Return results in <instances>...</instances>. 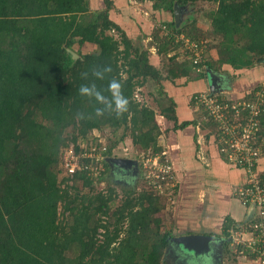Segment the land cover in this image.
Masks as SVG:
<instances>
[{"label": "trees", "instance_id": "trees-1", "mask_svg": "<svg viewBox=\"0 0 264 264\" xmlns=\"http://www.w3.org/2000/svg\"><path fill=\"white\" fill-rule=\"evenodd\" d=\"M103 1L104 8L91 10L89 0H0V264H161L170 238L176 236L173 229L162 230L167 197L148 179L122 194L113 186L104 193L95 187L89 170H78L71 177L62 166L70 143L78 147L92 141L106 157L98 180L104 178L110 170L107 159L119 157L114 152L116 143L128 130L135 146L171 163L159 142L161 128L155 109L136 96L149 79L168 97L169 104L161 113L174 122V129L196 122H179L177 102L162 83L168 76L154 64L148 47L134 42L128 24L114 18L116 0ZM139 1L152 2L151 12L165 11L173 16L175 3L181 7L198 2L215 5L205 12L211 21L210 31H193L188 24L177 26L174 17L161 19L154 30L162 34L166 26L170 31L161 35L163 38L155 37L159 54H167V46L178 45L174 34L205 42L208 48L213 47L210 39H218L219 58H205L206 68L196 78L224 65L235 71L264 61V0ZM242 41L244 45H240ZM91 45L93 49L84 52ZM105 65H110L112 72L104 80L91 75L88 80L81 78L82 72ZM186 65L177 73L172 69L173 75L193 78L194 67ZM113 77L123 84L129 111L119 118L115 113L97 118L96 102L82 97L78 89L92 82L107 89ZM261 85L233 98L250 97ZM104 94L109 95L107 91ZM78 112L91 118L80 120ZM205 115L202 129H209L211 135L216 124L206 111ZM105 128L112 133L122 129L123 133L120 139L109 138L108 144L91 136L93 130ZM260 134L264 137V111ZM255 169L264 185L262 159ZM157 181L165 183L161 178ZM248 218L239 221L227 215L217 235L227 238L234 224L246 225ZM243 254L251 259L257 256L250 250Z\"/></svg>", "mask_w": 264, "mask_h": 264}, {"label": "built area", "instance_id": "built-area-1", "mask_svg": "<svg viewBox=\"0 0 264 264\" xmlns=\"http://www.w3.org/2000/svg\"><path fill=\"white\" fill-rule=\"evenodd\" d=\"M162 28L167 34L170 32L166 26ZM181 35L174 34L175 41L182 40V45L192 53L191 58L197 70L203 71L207 44H199ZM194 99L216 124V132L214 129L215 133L212 134L219 153L228 163L242 168L246 174L245 181L236 186L234 194L247 208V213L251 207L253 210L246 220V225L234 224L229 229L230 245L234 248L233 251L241 254L247 250L256 253L257 256L253 260L264 264V185L260 183L255 169L264 153V137L260 134L261 115L264 111V84L252 91L250 97L234 99L225 93H211L210 90H205L197 91ZM99 141L102 142L101 139ZM104 148L103 146L102 149ZM84 159H91V162L87 163ZM104 159L106 157L102 150L92 141L88 145L79 143L78 147L75 143H70L63 154L62 166L65 173L71 177L78 170H89V174L99 177L105 169ZM137 160L142 163L149 183H154V188L159 194H166V186L175 190L178 181L175 182L177 175L172 163L161 162L158 155L149 158L145 153ZM156 169L159 171L157 174ZM158 178L165 180V183L158 182ZM170 203H173V199Z\"/></svg>", "mask_w": 264, "mask_h": 264}, {"label": "crops", "instance_id": "crops-1", "mask_svg": "<svg viewBox=\"0 0 264 264\" xmlns=\"http://www.w3.org/2000/svg\"><path fill=\"white\" fill-rule=\"evenodd\" d=\"M210 55L212 56L211 53ZM153 58L156 59L155 56ZM232 69L229 65L212 69L220 75V80L223 81L222 87L231 88L232 84H229L228 79H235L234 88L238 90L229 93L231 97H240L244 94V90L258 83H264V65L235 71ZM183 78H186L184 85L175 89L178 98L170 94L177 102L176 111L179 122L193 119L196 122L185 128L174 129V122L170 121L171 134L164 138L167 141L165 153L170 157L180 180L177 183L176 201L174 200L173 204H167L165 209L168 213H172V220L176 219L174 228H178L177 231H179L174 234L176 237L191 233L219 236L217 234L220 233L223 220L227 215L235 220H243L248 216L246 207L239 203L234 194L236 186L243 183L246 176L243 170L233 168L224 161L225 158L219 153L213 134L209 135L207 132L209 129L207 131L202 129V121L197 117L196 108L191 102L192 94L195 91L207 90L210 86L193 89L189 86L191 80L186 75H183ZM165 90L169 93L167 88ZM223 260L227 264L228 261L225 258ZM237 260V264H256L245 257L237 258Z\"/></svg>", "mask_w": 264, "mask_h": 264}, {"label": "rangeland", "instance_id": "rangeland-1", "mask_svg": "<svg viewBox=\"0 0 264 264\" xmlns=\"http://www.w3.org/2000/svg\"><path fill=\"white\" fill-rule=\"evenodd\" d=\"M89 1H90L91 10H98V8L102 9L105 7V3L103 0H89ZM151 6H152V2H148V1L116 0L115 1V11L116 12L114 14V18L117 19L118 21L125 22V24H128V32H129L130 36L133 37L134 42L143 48L148 47L150 53H152L156 57V59L154 58V61H153L154 64L156 66H158L161 69V71L163 72V74L168 76V78H169V79L167 78V79L162 80V83L164 85V90H165V88H167L169 90V95L174 94L176 99L178 98V94L175 93V89H177L179 86H183L184 81H186L185 80L186 78L184 79L183 75H181V74H180V76H174L172 69L174 70V72L177 73V71L178 72L182 71L185 64H187L186 67H191V66L194 67V70L192 72L193 79H189V80H191V83H189L190 88L198 89L200 87L204 88L207 86H211V78L209 75H207L205 77H198V78L195 77V75H197L199 72H202V71H198L197 66H194L195 64L191 58L192 53L186 47H184L182 45L181 39H180V42H176L178 45L167 46V47H170V50H168L169 52L167 54L166 53H164V54L158 53V48H157L158 46L156 45L155 37H156V35H159V36L164 35L167 32L162 31V34H160V32L157 31L158 34H156V32H154V30L155 31L157 30V27L159 26L161 19H172L174 16L172 15V13L165 12V11L159 12L158 10H156L154 12H151V10H150ZM214 7H215L214 4L208 3V2H198L195 4L188 3L186 6L180 7V11H181L180 25L188 24L189 26H192L191 28H193V31H196L197 29L198 30L200 29L201 32L203 31L204 33L206 31H210L211 30L210 29L211 28V21H210V19H208L205 16L206 15L205 12H207L208 10L210 11ZM194 20L197 21V22H194L195 24L192 23ZM193 31H191V32H193ZM114 33H116V32H113V34ZM178 35H181V34H178ZM181 36H184V34ZM215 39H216V37L213 40H211V39L209 40L210 42H212L213 47L208 48V46H207V48H206L207 51L205 52V55H204L205 58L209 61L212 59H218L219 58L218 51L220 50L221 46L219 48L217 47L218 39H216V40ZM214 41H216L215 42L216 44L214 43ZM244 43H245V41H242V43H240V45H244ZM94 47H95V45H94ZM92 49L93 48L91 45V46L87 47L86 49H84L85 50L84 52H89ZM206 53H207V55H206ZM210 53L212 54V56L210 55ZM216 64H218V63H216ZM263 65H264V63H262V65L257 64L254 67H256V66L263 67ZM204 67L206 68L205 64H204ZM204 70L205 69H203V71ZM223 73L225 74L224 71H223ZM228 80H229V84H232V87L229 88V86H227V83H226L227 87H221L220 90L218 92H215V93H225L226 96H229V93H232L235 90H238L237 88H234V82H235L234 80L235 79L230 78ZM263 84L264 83H262V85ZM180 89L182 90L183 88L181 87ZM207 90H210V87ZM202 91H205V90H202ZM137 99L140 100L141 102H145L150 107L155 109L156 119L158 120V123H159L160 128H161V135L159 136V142L161 145H163V147H165L167 141H165L164 138H166V136H168V134L169 135L171 134L170 131H171L172 127L169 126L170 121L162 115L161 108L165 107L166 105L169 104L168 97L166 96V94H160L159 84L156 81H154L153 79H149L147 81V83L144 84V86H141L137 89ZM191 102H192V97H191ZM193 105L196 108L197 117L200 119V121L204 120L206 117L205 110L202 109L200 106H198L196 103H194ZM71 131H72V128H69L67 130V133L69 134ZM122 133H123L122 129L118 130L116 133H112V130L110 128H105L102 131L99 129L93 130L91 136L94 135L96 138H99V140L101 139L102 142L105 141L108 144L110 142V139L111 140L120 139ZM114 152H115V154H118L119 157L123 156L124 158L131 157V158L138 159L141 156V154H144V153L147 156H149V158H152V155L149 152H147L145 149L142 150V149H140L139 146H135L133 144L132 138L130 135V130H128V132L125 133L124 139H122L116 143V148H115ZM263 156H264V153H263ZM263 156L261 158L262 162H264ZM151 160H153V159H151ZM138 161H140V160H138ZM224 161L226 162V160H224ZM146 163L148 164L147 160H146ZM155 163H157V162L155 161ZM141 164L142 163L139 162V166H141V168H142L140 170L139 177L133 176L134 181H131L130 178H127V177L124 178V179L128 180L129 182H131L130 184L124 186L123 183L119 181V179L121 178L120 174H116V176H111L110 170H108L106 176L104 178H101L100 180H98L99 177L93 176V180H95V182H94L95 187L97 188V190H103L104 193H107L109 186H113L118 190V192L120 194H122L123 191H125V190L134 189L135 187H138V186L141 187L142 183H144V181L147 179L146 171L144 170L143 165H141ZM228 164L230 166H232L233 168L238 169V167L236 165H233L230 163H228ZM115 166L116 165L113 164V166L111 167L113 169V171L115 170L114 169ZM155 172L157 174L159 172L158 169H156ZM121 179H123V178H121ZM179 180H180L179 177L175 178V182H177ZM241 184H238L237 186H240ZM164 192L166 194H162V195H165L167 197V203L168 204H171L170 202H172V199H173V202H174V200L176 201V196L174 195L176 193L175 190H173L169 186H166L164 189ZM238 200H239V203H241L244 206V204L242 203V201L239 198H238ZM61 209L62 208L60 207L59 210L62 213ZM167 213H168V210L165 209L164 212L161 214L165 218L164 223H162V230L164 231V230H167L170 228V229H173V231H175V232H173L175 234L176 232H179V231H177L178 228L177 229L174 228V226L176 225V219H175V221L172 220L173 219L172 216L167 215ZM175 217H176V215L174 216V218ZM102 218H103V220L108 219V217L105 215ZM239 220H241V219H239ZM181 230L182 229H180V231ZM100 231H102V229ZM233 250H234V248L231 247V245H229V248L227 249V253L225 255L226 256L225 259L228 261L227 264H237L235 262L237 259L236 257H238V259L245 257V258H249L250 260H253L244 254H236L235 255V252ZM167 256L168 255L166 253H164V255L162 257L161 264H176L175 258H170Z\"/></svg>", "mask_w": 264, "mask_h": 264}, {"label": "clouds", "instance_id": "clouds-1", "mask_svg": "<svg viewBox=\"0 0 264 264\" xmlns=\"http://www.w3.org/2000/svg\"><path fill=\"white\" fill-rule=\"evenodd\" d=\"M112 72V67L110 65H105L103 67H93L90 72L85 71L81 73V78L83 80H88L89 76L94 77L96 80H104L106 75ZM105 91L109 95H105ZM79 94L82 97H87L90 100L96 102L94 108V115L99 118L103 117L105 114L115 113L116 117L119 118L124 113L129 111L130 100L123 93V84L116 77L109 80L107 89H101L97 86L95 82L81 84L78 89ZM77 118L80 120H86L91 118L89 114L78 112ZM140 166V170H141ZM173 204V203H171Z\"/></svg>", "mask_w": 264, "mask_h": 264}, {"label": "water", "instance_id": "water-1", "mask_svg": "<svg viewBox=\"0 0 264 264\" xmlns=\"http://www.w3.org/2000/svg\"><path fill=\"white\" fill-rule=\"evenodd\" d=\"M180 7L177 3H175L174 7V18L176 25H180ZM74 58L78 57V54L72 50ZM209 75L211 78V86H210V92L215 93L220 90L222 85L220 84V75L212 71V69L209 70ZM109 165L112 167L113 164L119 165L122 169L128 170L130 168L134 169L133 176L139 177L140 173V166L139 161L135 158H124V157H111L107 159ZM253 210V207L249 210L248 217L251 214V211ZM224 238L211 235V234H205V233H191L187 235H181V236H173L170 238L169 242H175L176 245L185 252L193 253L196 257L199 256V258H208L210 256V251L213 250L214 242L215 243H223ZM204 264H209L205 263Z\"/></svg>", "mask_w": 264, "mask_h": 264}, {"label": "flooded vegetation", "instance_id": "flooded-vegetation-1", "mask_svg": "<svg viewBox=\"0 0 264 264\" xmlns=\"http://www.w3.org/2000/svg\"><path fill=\"white\" fill-rule=\"evenodd\" d=\"M221 82L222 79H221ZM223 84V83H222ZM116 165V164H115ZM110 166V165H109ZM114 171L110 166V174L111 176H116V174H120L121 178L119 179L120 182L123 183V185H128L131 182L124 178H130L131 181H134L133 178V168H130L128 170L122 169L119 165H116L114 167ZM224 238V237H223ZM228 240L227 238H224L223 243H216L213 246V250L210 253V256L208 258H203L204 261H202V258L196 257L193 253L182 251L175 242L170 243L168 252L166 253L170 258H175L176 264H225L224 258H226L227 248H229L230 241L226 242ZM215 243V242H214ZM174 255V256H173ZM228 259V258H227Z\"/></svg>", "mask_w": 264, "mask_h": 264}]
</instances>
